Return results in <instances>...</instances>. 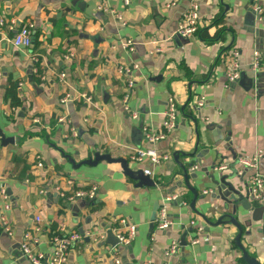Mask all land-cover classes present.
I'll list each match as a JSON object with an SVG mask.
<instances>
[{"label":"crops","instance_id":"1","mask_svg":"<svg viewBox=\"0 0 264 264\" xmlns=\"http://www.w3.org/2000/svg\"><path fill=\"white\" fill-rule=\"evenodd\" d=\"M198 2L199 30L184 40L176 31L190 0H107L113 12L99 11L98 0H0V129L14 138L4 144L0 137V264H31L21 250L26 234L38 238L36 254L49 255L60 229L84 235L66 264H165L173 241L180 248L171 264H249L235 242L237 227H209L191 208L193 193L175 183L183 180L182 164L189 171L197 165L190 184L201 195L211 191L196 203L205 211L216 203L206 172L214 163L217 177L241 176L236 183L243 191H251L255 171L242 158L262 151L258 170L264 172V0ZM25 25L32 27V45L14 47L11 40ZM233 49L240 53L237 82L227 77ZM256 52L261 70L253 67ZM123 64L130 74L119 72ZM13 86L20 106L7 95ZM170 96L177 127L150 143L146 133L163 131ZM136 149H154L160 163L134 160ZM195 150L194 157L185 155ZM96 153L127 158L133 168L149 170L157 185L137 186L117 162L86 164ZM222 164L228 168L218 169ZM95 185L93 201L62 196ZM174 193L178 198L165 204ZM163 205L173 221L167 230L156 223ZM239 217L244 223L251 213ZM246 224L241 243L264 264L262 220ZM128 225L137 229L131 242L114 245L109 228L128 235Z\"/></svg>","mask_w":264,"mask_h":264},{"label":"built area","instance_id":"2","mask_svg":"<svg viewBox=\"0 0 264 264\" xmlns=\"http://www.w3.org/2000/svg\"><path fill=\"white\" fill-rule=\"evenodd\" d=\"M255 2H258V0H254ZM106 2L107 0H98L97 9L99 11H110L109 8H106ZM256 10H259V7L255 8ZM261 11V10H260ZM200 27V6L198 0H190V6L187 9V11L183 14L181 21L178 25L176 36L187 40L192 38L199 30ZM32 38H33V30L30 25H25L21 27L16 35L11 40V43L14 47H28L32 45ZM133 42L131 40L125 41V46H131ZM240 59V53L233 49L229 54V68L227 70V77L230 82H237L241 77V65L239 62ZM137 67V65L135 66ZM253 67L255 70H261L262 69V59L259 52L255 53V59ZM131 68L125 64L119 66V72L123 74H130ZM66 76L65 73H61L59 77L61 79H64ZM256 82V79H255ZM128 87H133V81L130 80L128 83ZM69 97V96H68ZM67 97V98H68ZM85 100L89 103H93L92 98L90 96H85ZM65 101V99L63 100ZM201 104V103H200ZM128 107L125 105V110L128 111ZM131 116L133 118L138 117L137 112H132ZM178 108L176 105L175 97L170 96L167 102V109L165 111V119L163 122V131L154 133V132H147L146 133V139L150 143H155L161 139H165L167 135H169L178 124ZM146 129V128H145ZM74 131V135H77V131ZM263 153L262 151H258L253 157L250 158H242L241 164L244 168L253 169L255 172L253 176L250 179V189L251 193L254 196V199L260 201L261 203H264V172H260L258 170V164L260 162V159L262 158ZM149 158L153 163H160L161 157L154 149L149 150H142V149H136L135 153L133 154L132 158L136 161H142L145 158ZM167 158V157H163ZM42 164L40 163L39 166ZM198 168L197 165L192 167V170L196 171ZM227 165H220L218 169L225 170L227 169ZM146 174L150 175L151 172L149 170L145 171ZM211 191L206 190L204 193L208 195ZM62 196L68 201V202H76L78 199H86L93 201L98 196V187L92 186L89 190H78L70 195H66L62 193ZM178 198V194H169L167 195L166 199L164 200V203L175 200ZM38 226L35 227V230L40 231V217H36ZM123 223H126V221H123ZM157 226L161 230H167L170 229L173 221L168 215L166 206L163 205V207L159 211L158 218L156 220ZM5 221V226H6ZM128 235L124 234L121 230L113 231L116 232V235L121 243L127 244L130 243L132 238L134 237L136 233V226L135 225H128ZM200 230V227H198ZM6 230H9V227H6ZM11 234L10 232H8ZM89 235V234H88ZM89 236H92L94 240H97L100 238V235L98 234H91ZM84 238V235L79 233L78 231H72L68 232L65 229H60L58 233H56L51 242H52V250L49 255L43 254V253H35L33 249V245L38 242V238H34L29 234H26L24 237V240L21 244V250L22 255L24 258H26L31 264H42L43 262L47 261L48 264H66L68 260V254L69 250L72 247L73 244L76 242L81 241ZM199 240L195 239L193 240V243H198ZM180 248V243L178 241H173L171 245L165 250V257L167 258V262L165 264H171L169 260L176 255ZM115 264H122L119 259H115Z\"/></svg>","mask_w":264,"mask_h":264},{"label":"water","instance_id":"3","mask_svg":"<svg viewBox=\"0 0 264 264\" xmlns=\"http://www.w3.org/2000/svg\"><path fill=\"white\" fill-rule=\"evenodd\" d=\"M18 32V31H16ZM34 40V37L32 38V42ZM245 78L247 80L246 74H243L242 78ZM241 78V82H242ZM244 80V81H245ZM250 82L251 79H248ZM0 137L1 141L4 144H7L9 142H14L13 137H7L3 130L0 129ZM187 157H194L196 155V150L191 153H185ZM176 160H178L179 155H175ZM100 160H106L108 162H117L121 164V167L123 169V173L130 177L131 179L136 180L137 186H149L153 187L156 186V182L153 180V178L146 174L144 170L142 169H136L133 168L130 164V161L127 158L119 157L114 158L111 154H100L96 153L94 159H90L86 161V164L90 165H96ZM193 162L191 161L189 163V166H193ZM183 170V180H179L175 183V188H181L185 186L190 192L193 193L194 198L191 202V208L197 212L209 225V227H216L219 225H234L237 227L239 233L237 237L235 238V242L238 245V247L243 252V259L249 263V264H260V262L254 258L251 257L242 245V235L244 233V226L247 225L246 223H249L251 221H261L262 220V231L264 232V205L260 204L261 202L254 199V196L252 195L251 191H243L242 188L240 189L239 184L236 183V180L239 179V176L237 173L234 174H224L220 177L216 176V166L215 163L211 166L213 172L210 171V169H207V176L211 179L212 184L214 185L213 193H212V199L216 201V203L211 204L208 203L205 206V211H200L196 209V203L198 200H205L207 195H201L199 194V189L196 186H192L190 184V178L191 177H197V171L191 170L187 168L186 165H181ZM182 201V200H181ZM208 201V200H207ZM219 201H221L219 203ZM253 202L255 205L253 206ZM90 203H88L89 205ZM245 212L251 213V219L248 221H245L242 223L240 221L239 215L245 214ZM221 214L220 217L217 219V221H212V217L215 214ZM211 214V215H208ZM155 215V213H154ZM153 218L152 220H154ZM249 231H247L248 234ZM108 236L111 239H114L113 244L116 245L120 243V240L117 239V236L114 234L113 229L109 228ZM185 238V237H184ZM183 240L182 244H185V239Z\"/></svg>","mask_w":264,"mask_h":264},{"label":"trees","instance_id":"4","mask_svg":"<svg viewBox=\"0 0 264 264\" xmlns=\"http://www.w3.org/2000/svg\"><path fill=\"white\" fill-rule=\"evenodd\" d=\"M7 95L11 99L12 106H20L22 104L21 100L18 98L17 87L13 86L8 89Z\"/></svg>","mask_w":264,"mask_h":264}]
</instances>
